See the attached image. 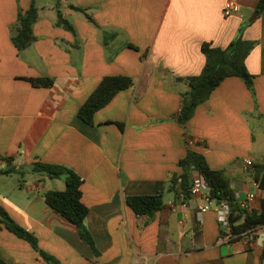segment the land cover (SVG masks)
<instances>
[{
    "label": "crops",
    "instance_id": "0c3cea01",
    "mask_svg": "<svg viewBox=\"0 0 264 264\" xmlns=\"http://www.w3.org/2000/svg\"><path fill=\"white\" fill-rule=\"evenodd\" d=\"M53 1L0 0V170H17L0 175V205L61 264H264V226L235 239L218 222L216 203L201 213L199 197L185 199L168 184L193 150L225 171L239 203L255 194L254 208L262 209L255 166H264V10L249 22L260 0H238L241 11L231 16L228 0ZM33 3L35 41L19 51L11 28ZM59 11L72 29L57 25ZM240 35L257 42L246 61L255 92L227 78L182 126L189 86L178 78L202 72L204 43L227 48ZM119 75L134 85L97 111L93 125L81 120L79 109L101 81ZM32 77L55 85L36 88ZM37 162L83 179L98 254L46 203L44 194L66 183L32 171ZM161 183L165 205L152 218L127 205L128 196L158 194ZM0 257L47 264L2 224Z\"/></svg>",
    "mask_w": 264,
    "mask_h": 264
},
{
    "label": "trees",
    "instance_id": "16d2710c",
    "mask_svg": "<svg viewBox=\"0 0 264 264\" xmlns=\"http://www.w3.org/2000/svg\"><path fill=\"white\" fill-rule=\"evenodd\" d=\"M263 10L264 0H260L256 6V11L261 14ZM88 19L94 23L90 16H88ZM37 20L38 8L34 3L27 11H20L17 22L11 28L12 41L19 51L26 49L35 41L33 26ZM57 25L73 28L63 18L60 11L58 12ZM256 44V41L245 40L240 35L227 48L214 47L211 43L202 45L201 50L206 57V64L202 72L196 76L178 78L179 81L186 82L189 86V90L183 94L182 109L177 117L179 124L186 125L193 118L197 107L207 101L215 89L227 78L238 77L245 82L252 93L255 92L254 76L249 72L246 61ZM26 80L36 88H52L55 85V79L51 77H32L26 78ZM133 85V79L128 76L105 77L79 109V118L85 123L93 125L96 112L108 105L120 91L129 89ZM179 165L183 169V173L179 177L173 176L169 180V189L179 191L185 199H189L191 197L190 189L193 184V173L197 172L209 185L213 199L217 202H229L232 210L231 233L235 239L264 226V199L262 209L259 211L243 209L236 198L225 171L213 169L204 154L189 150L187 156L179 161ZM32 171L44 173L51 178H64L66 189L63 191H47L44 194L45 201L56 213L73 223L77 227L80 237L98 254L99 251L94 237L86 223L89 208L82 200L81 186L83 179L74 170L59 164L37 162L34 164ZM255 171L259 186L264 190V175L259 176L260 173L264 172V166H255ZM13 172H17V170H0V175ZM164 185V183L159 185V193L156 195L128 196L126 198L127 205L137 215L152 218L155 213L164 208ZM0 224L19 239L31 244L47 264H61L59 260L40 249L36 236L17 223L1 205ZM0 264L7 263L0 257Z\"/></svg>",
    "mask_w": 264,
    "mask_h": 264
},
{
    "label": "built area",
    "instance_id": "2783aa9c",
    "mask_svg": "<svg viewBox=\"0 0 264 264\" xmlns=\"http://www.w3.org/2000/svg\"><path fill=\"white\" fill-rule=\"evenodd\" d=\"M61 2H67L68 0H60ZM241 11V4L238 0H228L225 6V15L231 16L232 14L239 13ZM248 166H252L253 162L248 161ZM209 185L203 180L202 177L197 176L193 180L192 187L190 189L191 196L199 197L202 200V204L199 206L201 213H206L212 208V205L216 203V214L218 222L221 226L227 228L231 232V206L227 201L217 202L211 197ZM256 200V195H249L244 201L240 202L243 209L252 211L254 208V203ZM251 234V233H248ZM232 235V233H231ZM246 235V234H245ZM233 236V235H232Z\"/></svg>",
    "mask_w": 264,
    "mask_h": 264
},
{
    "label": "water",
    "instance_id": "95a60500",
    "mask_svg": "<svg viewBox=\"0 0 264 264\" xmlns=\"http://www.w3.org/2000/svg\"><path fill=\"white\" fill-rule=\"evenodd\" d=\"M259 16V12H255L254 15L249 19V22H253Z\"/></svg>",
    "mask_w": 264,
    "mask_h": 264
},
{
    "label": "rangeland",
    "instance_id": "374dc122",
    "mask_svg": "<svg viewBox=\"0 0 264 264\" xmlns=\"http://www.w3.org/2000/svg\"><path fill=\"white\" fill-rule=\"evenodd\" d=\"M53 5H54V7H55V6L57 7V6H58V1H57V0H54V1H53ZM254 13H255V12H254ZM254 13L250 15L249 19L254 15Z\"/></svg>",
    "mask_w": 264,
    "mask_h": 264
}]
</instances>
